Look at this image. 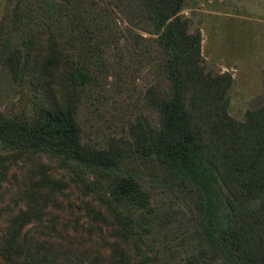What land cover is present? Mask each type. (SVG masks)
<instances>
[{"label":"trees","instance_id":"obj_1","mask_svg":"<svg viewBox=\"0 0 264 264\" xmlns=\"http://www.w3.org/2000/svg\"><path fill=\"white\" fill-rule=\"evenodd\" d=\"M188 3L0 1V264H264V91Z\"/></svg>","mask_w":264,"mask_h":264},{"label":"rangeland","instance_id":"obj_2","mask_svg":"<svg viewBox=\"0 0 264 264\" xmlns=\"http://www.w3.org/2000/svg\"><path fill=\"white\" fill-rule=\"evenodd\" d=\"M187 1L181 12L200 30L205 64L212 71L228 70L234 77L229 111L240 116L264 91V0ZM80 108V114L87 115L84 106Z\"/></svg>","mask_w":264,"mask_h":264}]
</instances>
